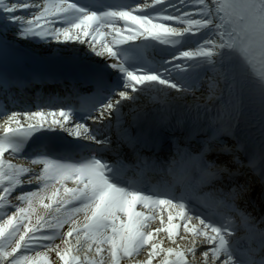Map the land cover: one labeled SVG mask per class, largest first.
Segmentation results:
<instances>
[{
    "label": "snow or ice",
    "instance_id": "snow-or-ice-1",
    "mask_svg": "<svg viewBox=\"0 0 264 264\" xmlns=\"http://www.w3.org/2000/svg\"><path fill=\"white\" fill-rule=\"evenodd\" d=\"M0 95V264H264V0H0Z\"/></svg>",
    "mask_w": 264,
    "mask_h": 264
},
{
    "label": "bare ground",
    "instance_id": "bare-ground-1",
    "mask_svg": "<svg viewBox=\"0 0 264 264\" xmlns=\"http://www.w3.org/2000/svg\"><path fill=\"white\" fill-rule=\"evenodd\" d=\"M85 48H87V45H85L84 46ZM38 51L40 50V51H42V52H46V53H48L49 54V50H42V49H37ZM55 53H57L56 51H52L51 52V55H54ZM50 55V54H49ZM205 87H206V85H205ZM197 95H200V93L199 92H197ZM191 95H189V97H188V99L189 100H191ZM84 250L85 249H82V252H81V254L83 255V253H84ZM144 258V255L143 254H141V256H140V259H143Z\"/></svg>",
    "mask_w": 264,
    "mask_h": 264
}]
</instances>
